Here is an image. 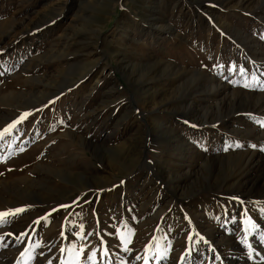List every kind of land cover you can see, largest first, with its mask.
I'll use <instances>...</instances> for the list:
<instances>
[{"label": "rangeland", "instance_id": "374dc122", "mask_svg": "<svg viewBox=\"0 0 264 264\" xmlns=\"http://www.w3.org/2000/svg\"><path fill=\"white\" fill-rule=\"evenodd\" d=\"M24 113L0 264H264V0H0Z\"/></svg>", "mask_w": 264, "mask_h": 264}, {"label": "snow or ice", "instance_id": "6c2138e0", "mask_svg": "<svg viewBox=\"0 0 264 264\" xmlns=\"http://www.w3.org/2000/svg\"><path fill=\"white\" fill-rule=\"evenodd\" d=\"M245 86L247 87V85H245ZM29 115H30V113H24V114L20 117L19 120H17V121H15V122H13L12 124H10L7 128H5V129L3 130V132H0V137H3L5 134L9 133L13 128L16 127L17 124H19L22 120L26 119L27 116H29ZM262 123H264V122H262ZM237 146H239V145H237ZM62 207H68V206L64 205V206H62ZM23 211H24L23 208H19V209H16L15 212H0V223H5V222H7V221H6V218H7L8 216H10V215H15V214L20 213V212H23ZM81 229H83V225H81ZM81 236H82V238H83V234H82V232H81ZM0 239H2V237H0ZM121 239H124L123 235H121ZM128 243H130V240H125V249H126V250H127V244H128ZM26 251H27V250H26ZM62 251H64V250L62 249ZM68 251L71 253V252L74 251V249H69ZM105 252H106V249H105ZM82 253H83V248L80 249V252L77 253V255L82 254ZM21 255L23 256L24 253H22ZM95 255H96V253H95V251H93V252L91 253V256H89V259L94 258ZM145 264H147V261L145 262Z\"/></svg>", "mask_w": 264, "mask_h": 264}]
</instances>
